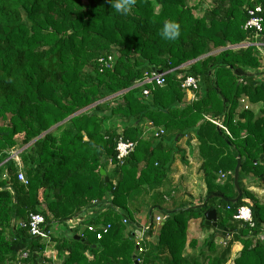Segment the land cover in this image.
I'll return each mask as SVG.
<instances>
[{"label": "trees", "instance_id": "16d2710c", "mask_svg": "<svg viewBox=\"0 0 264 264\" xmlns=\"http://www.w3.org/2000/svg\"><path fill=\"white\" fill-rule=\"evenodd\" d=\"M210 1L212 7L197 18L185 0H135L127 15L116 13L108 0H0V264H57L43 255L50 244L60 264H160L158 252L166 253L163 264H226L233 243L242 245L234 264H264V241L258 239L264 206L241 187L247 175L264 178V108L257 119L248 109L239 115L242 122L234 121L239 99L264 105V82L248 71L257 70L261 58L253 46L233 48L251 43L246 11L260 6L264 20V0ZM168 21L180 25L174 41L160 35ZM109 54L113 62L100 65ZM153 70L166 73L165 87L136 85ZM178 75L199 80L190 103ZM142 89L149 95L142 96ZM221 118L228 134L210 121ZM144 122L162 128L163 139L142 140ZM189 132L198 142L206 197L237 196L230 183L217 181L219 173L233 172L237 158L242 196L235 204L213 198L168 214L157 245L144 249L141 240L138 253L123 220L134 224L148 205L162 208V196L151 193L172 162L164 140L175 142ZM118 138L136 144L121 164L115 160ZM16 146H27L18 154L22 166L10 158ZM109 160L114 183L99 172ZM20 167L27 185L18 180ZM214 202L220 225L233 236L216 247L214 229L200 262L184 255L188 221L204 219ZM244 205L251 208L252 226L233 219ZM90 208H97V217L85 225L110 226L100 240L66 227L65 235L45 242L22 226L30 214H41L47 227L67 226Z\"/></svg>", "mask_w": 264, "mask_h": 264}, {"label": "crops", "instance_id": "0c3cea01", "mask_svg": "<svg viewBox=\"0 0 264 264\" xmlns=\"http://www.w3.org/2000/svg\"><path fill=\"white\" fill-rule=\"evenodd\" d=\"M263 40L264 38L262 37V35L260 36L252 35V38L250 39L251 43L249 42L243 43V45L253 46L257 50L261 58L260 67L257 70H248L249 73L256 75L255 81L257 83L264 82V47L260 46V43L264 42ZM237 47L238 46L233 48H237ZM211 54H215V51L211 52L209 55ZM241 99H244L245 104L248 106V109L252 111L254 119L261 117V111L264 108V105L262 103L250 104L247 98L243 97ZM241 99L238 100L237 110L234 115L235 122H239V121L242 122V120L239 118V115L244 110V105L240 103ZM193 100H195V94L191 92H186L184 99L185 104L190 103ZM216 121H219L222 124V118ZM110 122L111 121L107 122L105 124V127H108ZM114 127L118 131H120L122 128L119 122H117L114 125ZM156 129L158 128H152L151 124L148 122L142 123L139 131L142 140H153V142H157L163 139V137L159 139L153 138L152 134L153 131H155ZM226 134H228V132ZM164 144L171 149L172 162L167 172L166 180L163 182V184L160 187H158L156 190L154 189L151 193V195L158 194L162 196V200L161 198L158 199V201H161L162 208L158 207L157 205H152V204L148 205L146 208H143V210H141L134 217V222H135L134 224H130V225L126 224L124 226L125 234H127V236L130 239L134 240V243H137L138 239H141L143 241L144 249L149 245L153 247L157 245L160 227L166 220L168 214L182 210L181 208L195 209L197 207H201V205L207 198L206 186L203 181L202 174L199 170L202 160L198 153V142L196 140L195 133L189 132L178 141L176 139L175 142H171L170 140L165 139ZM16 153L17 152L12 151L10 157L16 162L18 166H20L19 158L15 156ZM104 172H105V176L106 177L109 176L112 183H114V175L113 173H111L112 168L108 166L106 167ZM225 178L221 180L220 173L217 175L218 182L222 183L224 181V183H230L232 188L235 190L233 186V182L232 181L226 182ZM241 187L245 192H248L250 195H252L260 205L264 206V178L256 177L251 174L247 175L243 177V180L241 181ZM109 199H110L109 196H105L106 202H108ZM246 202L252 205L251 200L246 199ZM205 205H207V202ZM216 206L217 203L214 202L212 209L215 211H216L215 208ZM96 209L90 208L87 210L86 209L83 210L82 214L80 215V218H82L84 221L94 220L97 217L96 215H94V210ZM162 209H164V212L162 211ZM103 211L105 210L102 209L101 212ZM216 216H217V224L220 225V220L218 218L217 211H216ZM150 218H152L151 224H150ZM156 218H163V219L160 222H156ZM202 224H205L203 218H191L188 221L187 232H186L187 234L186 244L184 247V255L194 260L197 259L200 262L205 255L209 254V252H207L205 242L210 237H212L215 231L214 228L208 229L206 227H202ZM84 226H85V222L81 224V226L78 229L79 230L78 232H82ZM222 227L227 229L226 234L224 236L217 234V236L214 238V246L219 248L223 247L225 239L229 240L233 236V232L230 231L227 226H222ZM61 230H62L61 225L54 226L53 227L54 232L52 236L58 235L61 232ZM258 239L264 241V234L259 235ZM241 249H242V245L240 243H233L231 245L230 255L228 257L226 264H234L233 261L239 255ZM53 252L56 253L55 250ZM158 254H159L160 264H163L166 258V253L161 252L160 254L158 252Z\"/></svg>", "mask_w": 264, "mask_h": 264}, {"label": "built area", "instance_id": "2783aa9c", "mask_svg": "<svg viewBox=\"0 0 264 264\" xmlns=\"http://www.w3.org/2000/svg\"><path fill=\"white\" fill-rule=\"evenodd\" d=\"M247 15H248V20L244 25V29L250 31V33L253 36H260L264 34V20L262 18V7L260 6H255L253 8L247 9ZM248 45H240L239 47H247ZM260 46L264 47V42L260 43ZM114 56L113 54H109L106 58L100 59L99 64L108 67L111 62H113ZM166 73H162L160 71H155L153 70L150 74L149 77H147L145 80L141 81L138 83V85L142 84H149L157 87H165V79L164 76ZM177 79L179 81L180 88L185 91V92H191L194 93L199 89V80L191 77V76H186L182 77L181 75L177 76ZM149 95V91L146 89H142V96L146 97ZM240 103L244 105V110L248 109V106L245 104L244 99L240 100ZM214 125L222 129L224 132L227 133L226 128L216 120H210ZM165 135V131L162 128H158L155 131H153V138L159 139ZM136 144L131 141H125L122 138H118L116 140L115 144V160L118 162V164H121L124 159H126L134 150ZM17 159V158H16ZM108 166L113 168L114 164L111 160H109ZM18 180L24 185H27V180L22 172L18 173ZM220 178L223 180L225 176L220 173ZM96 202H92V205H96ZM227 210L230 209L229 206L226 207ZM93 213V212H92ZM163 218H156V222L162 221ZM233 219L243 222L249 226L253 225V217H252V212L251 208L249 206H240L237 210L236 213L233 216ZM82 218H73L69 219L67 221V227L69 229H76L77 227L79 228L81 224L83 223ZM123 224L126 225L127 221L123 220ZM23 227H26L28 230V233L31 237L41 239L45 242L50 240V237L53 235V227L56 226H50L47 227L45 218L41 214H30L28 217V222L25 225H22ZM109 225L103 226V225H98L95 226L94 224H87L84 226L83 229H85L88 232L95 233V237L97 240L101 239L102 233H105L109 229ZM141 239H138V242L136 243V247L138 250V253L142 252V248L140 247ZM27 255L24 253L20 256L21 259H25Z\"/></svg>", "mask_w": 264, "mask_h": 264}, {"label": "water", "instance_id": "95a60500", "mask_svg": "<svg viewBox=\"0 0 264 264\" xmlns=\"http://www.w3.org/2000/svg\"><path fill=\"white\" fill-rule=\"evenodd\" d=\"M190 63H192V62H190ZM190 63H188V64H190ZM239 167H240V159L237 158L236 166H235L233 172L228 174L225 178L226 182H230V181L233 182V186L235 188L237 196L234 199L228 200V199H225L221 196L210 195L206 198V200L203 202L201 207L205 206L206 202L212 198L222 199L224 202L230 203V204H235L241 198L242 192H241L240 187L238 185ZM99 172H100V175L104 177L105 182H107V177L105 176L104 170L100 169ZM203 217H204V223L206 226H211L212 228H214L216 230V233L219 235L224 236L226 234L227 229L217 224V216H216L215 210H213V209L207 210L206 212H204ZM151 223H152V218H150V224ZM75 239H77V237H75ZM133 258H135V256H133ZM39 262H41V259L39 260Z\"/></svg>", "mask_w": 264, "mask_h": 264}, {"label": "rangeland", "instance_id": "374dc122", "mask_svg": "<svg viewBox=\"0 0 264 264\" xmlns=\"http://www.w3.org/2000/svg\"><path fill=\"white\" fill-rule=\"evenodd\" d=\"M185 3H186V5L188 7L193 8L192 9V14L195 17H197V18L198 17H201L205 10L210 9L212 7V3H211L210 0H185ZM155 9L157 10V7H155ZM189 65L190 64L183 65L181 68H187ZM85 110H87V108ZM85 110H83V111H85ZM26 148H27V146H25L23 148H21L19 146H16L12 151L17 152L15 156L18 157V154L21 151H23L24 149H26ZM19 161H20V159H19ZM20 166H22L21 165V162H20ZM20 169H21V172H22V168L21 167H20ZM61 227H62V230H61V232L59 234L65 235L66 232H67V228H66L67 226L61 225ZM45 251L46 252H44L43 255L47 259V261H49L50 263L60 264V260L57 259V254L53 252L54 251V248H53V245L52 244L48 245V247L45 249Z\"/></svg>", "mask_w": 264, "mask_h": 264}, {"label": "clouds", "instance_id": "9594fccd", "mask_svg": "<svg viewBox=\"0 0 264 264\" xmlns=\"http://www.w3.org/2000/svg\"><path fill=\"white\" fill-rule=\"evenodd\" d=\"M108 3L116 13L127 15L135 0H108ZM160 35L164 40L174 41L180 36V25L168 21L164 24Z\"/></svg>", "mask_w": 264, "mask_h": 264}]
</instances>
